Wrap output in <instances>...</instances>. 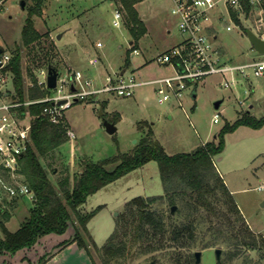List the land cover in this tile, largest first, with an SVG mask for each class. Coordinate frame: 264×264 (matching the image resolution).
I'll return each instance as SVG.
<instances>
[{
  "label": "rangeland",
  "instance_id": "374dc122",
  "mask_svg": "<svg viewBox=\"0 0 264 264\" xmlns=\"http://www.w3.org/2000/svg\"><path fill=\"white\" fill-rule=\"evenodd\" d=\"M20 1L0 0V46L9 54L15 44L20 43V32L26 17L28 0H23V8ZM171 6L170 0H142L135 4L146 31L135 44L139 54L130 55V35L121 0H45L41 14L34 17V26L42 35L41 39L30 48L22 49L25 84L30 81L28 70L36 78L40 70L48 67L46 58L57 68L60 76L72 68L86 67L88 59L93 56L100 58L98 68L93 70L99 74L125 66L127 72L133 70L141 75L146 68L150 77L171 73V68L166 69L150 59L156 52L171 47L180 36ZM117 8L123 15L121 28L111 24L112 12ZM244 24L249 25L248 21L241 22V26ZM213 25L217 37L212 42L230 62L243 63L264 58L253 49L244 29L242 32L232 25L231 30H226V21H214ZM58 33H61L59 39L56 38ZM98 41L102 43L100 48L96 47ZM146 61L148 63L143 65ZM220 81V75H210L198 81L194 98L191 85L183 93L180 104L173 98L159 102L157 83L138 86L132 97L102 93L87 101L73 103L65 111L63 122H67L66 129H71L74 137L70 140L67 135V142L55 151L60 158L56 169L67 166L72 176L80 169L84 159L98 162L128 153L148 131L167 154L189 153L201 144L213 141L225 123H232L245 111L256 118L264 116V75L240 79L231 88L220 86ZM6 87H12L10 76ZM245 90L248 92L245 93ZM54 92V89L47 90L49 94ZM102 99L105 100L103 105ZM240 100L243 103L240 104ZM216 101H220L217 108L214 107ZM214 113L219 114L218 122L212 121ZM104 120L115 123L114 133L106 131ZM213 163L228 189L232 190L231 194L249 227L264 236V189H256L264 181V130L240 125L227 132L223 150L213 157ZM114 166L115 163L108 164L106 169L112 170ZM163 193L158 164L149 160L87 196L78 211L81 214L93 212L86 227L94 244L101 247L115 230L117 218L124 211L127 201L137 196ZM180 199V195L176 194L174 220H179L183 213H190V209L183 208ZM169 206L168 200H162L152 207L168 213ZM0 207V220L8 230L15 231L29 215L33 203L26 198H16L12 204L0 203ZM179 209L182 213L177 212ZM4 213L9 216L7 220L3 219ZM206 226V223L198 226L194 241V249L201 251L200 264H219L215 247L221 248L223 264H242L241 259L227 260L228 248L224 244L203 248V243L211 235ZM84 238L88 242L86 236ZM91 250L95 264H102L98 253ZM248 255L250 264H264V246L260 253L251 251ZM149 262L145 255H129L122 263L119 259L114 264Z\"/></svg>",
  "mask_w": 264,
  "mask_h": 264
},
{
  "label": "trees",
  "instance_id": "16d2710c",
  "mask_svg": "<svg viewBox=\"0 0 264 264\" xmlns=\"http://www.w3.org/2000/svg\"><path fill=\"white\" fill-rule=\"evenodd\" d=\"M44 1L28 0L20 43L15 44L5 67L19 100L46 94V90L36 85L31 70H28L30 81L26 85L22 70L23 47L30 48L42 36L35 29L34 17L41 14ZM140 1L121 0L126 11L125 23L134 47L146 31L134 7ZM231 15L240 24L233 11ZM46 63L57 70L47 58ZM43 105L39 103L28 107L29 113L35 116L30 130L31 142L19 158V171L33 191L35 201L29 215L15 231L8 230L0 220V252H15L30 246L40 236L50 232L63 233L69 222H73V240L91 256V249L96 251L102 264H114L119 259L122 263L129 255H145L152 264H195L194 252L197 250L194 249V241L201 223L207 224L206 230L211 234L203 243V248L224 244L228 248L227 260L241 259L242 264H250L248 252L260 253L264 246V236L249 227L217 171L213 157L223 150L224 135L227 132L240 125L260 128L264 126V116L256 118L245 111L232 123H225L213 141H207L189 153L167 154L148 131L130 152L98 162L84 159L80 169L71 176L67 166L56 169L60 158L55 151L68 140L66 123L49 122L40 115ZM149 160H155L158 164L164 193L137 196L127 201L124 211L117 218L115 230L101 247H97L86 227L93 212L81 214L78 207L90 194ZM112 163H115L114 168L107 170L106 166ZM176 194L180 195L183 208L190 209V213H183L179 220H174L171 211V207L176 204ZM162 200L170 203L168 213L152 207ZM179 211L182 213V209ZM8 217L7 213L3 214V219L7 220ZM224 262V259L219 260V264Z\"/></svg>",
  "mask_w": 264,
  "mask_h": 264
},
{
  "label": "built area",
  "instance_id": "2783aa9c",
  "mask_svg": "<svg viewBox=\"0 0 264 264\" xmlns=\"http://www.w3.org/2000/svg\"><path fill=\"white\" fill-rule=\"evenodd\" d=\"M170 1L171 13L176 16L181 39L176 45L152 58L157 65L171 68L172 72L168 74L141 79L136 71L127 72L126 66L117 71L99 74L92 68L98 67L100 58L93 56L88 59L84 68H72L63 76L57 71L53 88L47 87V68L40 70L36 75V85L46 90V94L19 100L13 85L10 89L6 87L10 74L5 67L10 60V54L5 50L0 54V203L12 204L16 198H26L32 203L35 201L33 191L19 171V158L31 142L30 130L35 118L28 111L31 105L44 103L40 115L49 122L57 123L64 121V113L73 103L87 101L102 93L132 97L138 86L157 83L159 102L173 98L180 104L183 93L191 85L193 91L198 81L210 75H220L219 85L224 88L235 86L240 79L264 75V58L233 63L212 42V39L217 37L214 21H226V30H231L232 25H236L241 31L244 29L245 34L250 30L264 41V0ZM231 11L235 13L240 24L234 21ZM243 21H248L249 25L241 26ZM111 24L116 28L123 26V15L118 8L112 12ZM129 44V54H139L138 48L132 46L131 42ZM101 46V42H96V47ZM48 89H54L55 92L49 94ZM247 92L245 90V93ZM239 103L243 102L240 100ZM218 120L219 114L214 113L212 121ZM66 134L70 140L74 137L69 128L66 129ZM256 189H264V181L260 182Z\"/></svg>",
  "mask_w": 264,
  "mask_h": 264
},
{
  "label": "crops",
  "instance_id": "0c3cea01",
  "mask_svg": "<svg viewBox=\"0 0 264 264\" xmlns=\"http://www.w3.org/2000/svg\"><path fill=\"white\" fill-rule=\"evenodd\" d=\"M180 39L181 37L179 36L178 40L173 45H176ZM130 42L131 41H129V43ZM159 52H156V54ZM153 57L150 59L152 60ZM147 61L143 65L147 64ZM97 68H92V70L96 71ZM164 68L167 69L168 67ZM142 71L144 72L143 75L138 72L141 79H151L163 75L160 74L150 77L147 76L150 72H147L146 68H143ZM102 102L103 105L105 100L102 99ZM252 129L261 131L264 130V126ZM230 192L232 193V190H230ZM74 225L75 223L69 222L63 233L50 232L44 234L40 236L34 244L22 247L15 252H0V264H95L93 257L86 251V249L79 247L73 240Z\"/></svg>",
  "mask_w": 264,
  "mask_h": 264
},
{
  "label": "water",
  "instance_id": "95a60500",
  "mask_svg": "<svg viewBox=\"0 0 264 264\" xmlns=\"http://www.w3.org/2000/svg\"><path fill=\"white\" fill-rule=\"evenodd\" d=\"M20 6L21 8L24 7V1L21 0L20 1ZM246 36L248 38V40L250 41L251 45L253 46L254 50L258 53H264V41L260 40L258 37H256L254 35L253 32H251L250 30H247L246 32ZM61 37V33H58L56 35V38L59 39ZM4 51L3 47L0 46V54ZM56 77H57V70H55L53 67L48 66L47 67V87L48 88H53L56 84ZM195 97V89L192 91V98ZM61 103V101L59 102ZM220 104V101H216L214 103V107L217 108ZM99 114H102V107H100L99 110ZM103 125L106 129V131L110 134L114 133L116 130V126L114 124V122L112 121H107L104 120ZM175 206L171 207V211L173 212ZM215 253H216V257L217 260H220V254H221V249L220 248H215ZM200 256H201V251L197 250L194 252V259H195V264H200ZM139 264H152V262L149 263H139Z\"/></svg>",
  "mask_w": 264,
  "mask_h": 264
}]
</instances>
